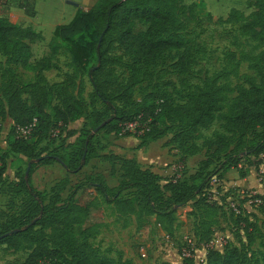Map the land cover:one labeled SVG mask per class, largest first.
Wrapping results in <instances>:
<instances>
[{"label": "trees", "instance_id": "1", "mask_svg": "<svg viewBox=\"0 0 264 264\" xmlns=\"http://www.w3.org/2000/svg\"><path fill=\"white\" fill-rule=\"evenodd\" d=\"M16 5L28 17H36V0H18ZM252 7L250 18L233 12L227 23L240 24V36L264 45V0H253ZM194 19V7L187 6L186 0H98L90 11H79L69 24L56 27L50 42L52 56L61 50L62 42L74 45L75 70L62 82L48 85L41 71L52 69L51 60L30 64L31 46L43 39L41 33L0 17V51L7 66L39 71L34 83L21 82L12 68L4 69L0 76V130L1 122L10 119V152L36 160L29 174L19 176L12 188L21 198L20 207L13 206V212L0 222V246L28 253L21 264L115 263L101 256L94 245L102 226L92 223L93 205L77 203L75 194L64 198L70 178L58 182L50 194L39 191L33 182L38 167L54 163H60L69 175H79L99 156L97 133L116 137L140 134L141 146L170 137L166 146L177 149L183 165L203 153L199 170L183 179L163 178L134 159L103 155L113 172L119 168L117 186L111 187L104 174H92L76 189L91 188L104 204L114 207L116 215L137 216L140 227L154 218L155 226L167 232L173 229L179 210L193 205L196 239L210 243L222 212V206L212 200L213 180L238 168L244 149L257 158L264 156V50L255 57L243 54L238 63L235 56L229 57L226 66L202 87L192 88L183 80L182 91L158 85L156 93L136 100L133 91L142 82L138 65L152 69L183 50L184 35ZM137 23L145 24L146 30L136 33ZM116 48L133 63L126 80L117 75L121 64L112 55ZM93 58L96 65L87 70ZM242 62L250 63L254 76L239 74ZM83 70L92 87L87 100ZM232 79L238 82L233 84ZM163 85L173 87L168 82ZM97 103L103 108L96 107ZM82 119L89 121V127L79 132L70 129ZM218 122L221 131L205 138L204 132ZM132 123H137L135 133L126 130ZM19 128L30 129L29 136L20 137ZM200 140L202 146L197 143ZM46 142L49 152L41 149ZM7 160L0 143V187ZM249 202L258 205L264 216V196L247 195L243 203ZM242 223L245 232L254 227L239 213L235 224ZM252 241L250 238L246 249L230 248L225 253L209 249L203 264H264V254L250 249Z\"/></svg>", "mask_w": 264, "mask_h": 264}, {"label": "rangeland", "instance_id": "2", "mask_svg": "<svg viewBox=\"0 0 264 264\" xmlns=\"http://www.w3.org/2000/svg\"><path fill=\"white\" fill-rule=\"evenodd\" d=\"M69 1L78 6L69 4ZM17 2L18 0H0V17L7 18L22 27H31L41 33L43 39L31 46L33 57L30 64L36 66L42 60L50 59L53 67L51 70H42V75L48 85L62 82L75 70L73 55L75 46L62 42L61 50L52 56L50 42L53 33L56 27L69 24L79 11H90L98 0H36L37 14L34 18L28 17L24 10L16 5ZM252 4L253 0H186V5L194 7L195 10L194 23L189 26L184 35L186 46L178 54L174 53L152 69L146 68L142 64L138 65L137 69L141 73L142 82L133 91L136 100H145L146 95L151 92L156 93L158 88L155 87L158 85L169 91L173 89L182 91L181 81L183 80H186L192 88L202 87L208 79L226 66L229 57L235 56V62L238 63L243 54L250 57L257 56L264 50V45L240 36V24L227 23L233 12L241 13L244 18H250L253 12ZM146 28L145 24L137 23L135 32H144ZM74 40L77 41L78 37ZM86 40L90 41V38L86 37ZM112 55L120 60L121 65L116 69L119 79L126 80L130 75L128 67L133 63L119 48H116ZM6 61L7 58L0 51V76L4 69L12 68L23 83H34L39 79V71L15 66L9 67ZM94 65H96L95 58L87 65V70ZM87 70H83L86 80L84 93L86 100L92 93V87L86 79ZM239 74L241 76L255 75L248 62L240 64ZM166 82L171 83L173 87H165L163 84ZM237 82L232 79L233 84ZM176 101L181 103L182 99L176 98ZM96 107L103 108L100 103H97ZM70 126L71 130L79 132L84 126L89 127V121L82 119ZM220 126L219 122L215 123L210 130L204 132V137H210L215 131L220 132ZM11 132V120L2 121L0 143L3 152L8 155V160L5 181L0 187V222L5 219L6 215L13 212V206L20 207L21 198L14 195L12 188L18 177L27 171L29 164L36 163V160L10 152ZM96 132L94 133L96 134ZM137 135H133L132 140H135L136 137L138 139ZM107 138L108 136L103 133H97L95 144L99 156L94 158L79 175H69L71 182L68 191L64 194L65 199L70 194H75L77 203L93 205L92 223L102 226L101 235L94 241L101 256L114 260V264H203L205 260H202L209 249L221 253H225L230 248L246 249L250 244V238L253 239L250 245L252 252L264 254V216L258 205H254L253 202L243 203L247 195L264 196V170L260 169L264 156L257 158L250 155L247 150H242L243 159L239 167L228 172H230L231 178L238 181L246 179L244 184L227 188L219 180V183L212 187L215 192L212 200L222 206V212L218 225L214 228L215 234L212 236V239L216 241V246L208 248V244L199 243V240L196 239L197 223L193 217V205L179 210L175 216L173 229L167 232L160 231L155 227L153 219H149L144 226L140 227L137 216L127 219L116 215L114 207L104 204L91 188L76 189L80 182L92 174H104L111 187L117 186L120 176L119 168L116 173L113 172L111 165L102 159L104 153L111 154L113 151L126 157L136 155L143 167L159 169L163 174H167V178L180 176L182 179L199 170L200 160L204 158L203 153L189 158L183 165L180 163V154L177 149L166 146L170 137L150 145L148 149L146 148L147 152L144 156L139 152H134V148L137 150L138 143L126 144V141H123L125 139L123 136ZM203 142L200 140L197 143L202 146ZM41 149H47L49 152V142L43 143ZM147 156L152 159H147ZM168 169H171L169 171L171 175L167 172ZM66 177L68 175L62 165L54 163L50 166L38 167L34 172L33 182L39 191L50 194L53 187ZM256 180L262 187L259 192L251 186L252 182ZM230 208L234 210V215L231 214ZM239 213H242V218L247 219L254 226L249 227L247 232L244 231L245 223L235 224ZM126 222L127 227L125 226ZM183 246L195 248L194 259H186L182 256ZM143 248L146 258L141 255ZM27 256L26 251H14L7 245L0 246V264H21Z\"/></svg>", "mask_w": 264, "mask_h": 264}, {"label": "crops", "instance_id": "3", "mask_svg": "<svg viewBox=\"0 0 264 264\" xmlns=\"http://www.w3.org/2000/svg\"><path fill=\"white\" fill-rule=\"evenodd\" d=\"M70 129H71V126H70ZM111 136H114V135H111ZM111 136H108V138L109 137H111ZM107 138V139H108ZM132 136L131 137H125V139L123 140V141H126V144H135V143H138L137 144V150L134 148V152H139V153H141L143 156L145 155V153L147 152V150H146V148L148 149V147L150 146V145H152V144H154V143H157V142H159V141H157V142H154V143H149V144H146V145H144V146H141V140L140 139H135V140H132ZM107 139H105V140H107ZM75 140V138H73L72 139V141H74ZM137 140H138V142H137ZM107 154H109V153H104V154H102V155H107ZM111 154H114V155H116V156H119V157H123V158H126V159H134V160H136L139 164H140V166L143 168V169H149V170H151V171H153L154 173H156V174H158V175H160L161 177H163V178H167L166 176H167V174H163V172H161L159 169H153V168H151V167H143L142 165L143 164H141V161H140V159H139V157H137L136 155L135 156H132V157H126L125 155H119V154H116V153H114L113 151H112V153ZM147 159H152V158H150V156H147ZM201 161V160H200ZM55 164H60V163H55ZM61 165V164H60ZM50 166V165H49ZM63 167V166H62ZM64 168V167H63ZM65 169V168H64ZM172 169V168H171ZM171 169L169 170H167V172L170 174V172L169 171H171ZM260 169H261V171H263L264 170V160H263V163L260 165ZM66 170V169H65ZM67 172V171H66ZM161 172V173H160ZM252 173V172H251ZM67 175H68V177H66V178H69V174L67 173ZM171 175V174H170ZM180 176H177V178H179ZM169 178V177H168ZM245 180L246 179H240V181H238V180H236V179H234V178H231V176H230V172H227L226 174H224L223 175V177H222V179H220V182L221 183H223L227 188L228 187H234V186H238V185H243L244 183L243 182H245ZM251 186H252V188H255L256 190H257V192H259V191H261V189H262V187H261V185H260V183H258V180H256L255 182H252V184H251ZM151 219H153V221L155 222V219L154 218H151ZM156 227V226H155ZM161 231V230H160ZM203 249H204V247H203Z\"/></svg>", "mask_w": 264, "mask_h": 264}, {"label": "built area", "instance_id": "4", "mask_svg": "<svg viewBox=\"0 0 264 264\" xmlns=\"http://www.w3.org/2000/svg\"><path fill=\"white\" fill-rule=\"evenodd\" d=\"M136 128H137V123H132V124H129L127 126L126 130L135 133ZM17 134L20 137L27 138L29 136V134H30V129H28V128H19L18 131H17ZM218 183H219V180L215 178L213 180V182H212V186H215ZM232 207L234 208V205H232ZM156 227L159 230H161V226L160 225H157ZM207 246H208V248H214V246H216L215 239H212ZM181 251H182V256L184 258H186V259H194V253H195V248L194 247L183 246ZM141 255H142L143 258H146V252H145L144 248L141 249ZM205 259H206V256L204 257V259L202 261H204Z\"/></svg>", "mask_w": 264, "mask_h": 264}, {"label": "water", "instance_id": "5", "mask_svg": "<svg viewBox=\"0 0 264 264\" xmlns=\"http://www.w3.org/2000/svg\"><path fill=\"white\" fill-rule=\"evenodd\" d=\"M69 4H71V5H74V6H78L77 4H75L74 2H68ZM104 126V125H103ZM98 131V130H97ZM30 169H31V164H29V167H28V169H27V172H26V174L28 175L29 174V172H30ZM16 233V231H14V232H11V233H9V234H7L6 236H11V235H13V234H15Z\"/></svg>", "mask_w": 264, "mask_h": 264}]
</instances>
